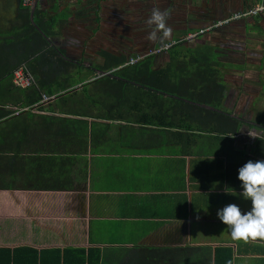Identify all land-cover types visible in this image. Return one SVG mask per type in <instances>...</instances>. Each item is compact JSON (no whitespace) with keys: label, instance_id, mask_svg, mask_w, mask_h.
Instances as JSON below:
<instances>
[{"label":"crops","instance_id":"crops-1","mask_svg":"<svg viewBox=\"0 0 264 264\" xmlns=\"http://www.w3.org/2000/svg\"><path fill=\"white\" fill-rule=\"evenodd\" d=\"M146 1L149 5L139 0H38L36 7L51 17L67 14L57 26L61 36L53 42L68 60L93 68L103 65L107 55L127 61L153 57L154 67L162 68L171 55L154 52L163 45L252 4L251 0ZM13 6L14 16L6 19L8 25L1 30L19 24L17 4ZM154 7L169 11L170 32L152 42L147 39L146 20ZM241 20L228 27L230 33L218 30L181 48L211 50L213 65L219 66L227 85L224 107L232 117L237 114L231 109L240 105L238 96L231 97L232 90L242 85L237 77L260 49L259 73L264 69V14ZM97 72L102 71L88 73L100 77ZM43 104L48 109L32 112L62 116L53 101ZM199 108L211 109L173 97L169 106H156V110L161 121H176L182 136H141L140 147L111 141L78 155L76 166L69 143L64 149L57 136H44L42 128L26 136H8L10 145L0 151V248L109 249V264H264V239L234 240L217 218V211L228 204L250 209L251 202L241 194L238 169L245 164L240 162L241 155L252 157L251 149L261 136L249 139L242 133L244 126L225 140L202 136L206 133L197 128ZM145 116L149 118L150 113ZM252 131L258 130L253 127ZM148 143L150 147H142ZM86 159L84 184L80 174ZM63 183L72 189L58 190Z\"/></svg>","mask_w":264,"mask_h":264},{"label":"trees","instance_id":"trees-1","mask_svg":"<svg viewBox=\"0 0 264 264\" xmlns=\"http://www.w3.org/2000/svg\"><path fill=\"white\" fill-rule=\"evenodd\" d=\"M16 4L19 24L10 30L0 29V136H4L0 151L6 150L8 136H26L42 128L44 136H57L64 149L68 143V147H73L74 151L69 147V153L76 154V166L78 155L111 141L140 147L141 136H182L178 132L181 126L173 120L161 121L156 110V106H169L173 97L212 109L196 111L200 125L197 128L206 133L202 136L225 140L239 133L245 123L239 117H232V112L224 107L227 85L220 70L213 65L215 58L209 48L194 51L181 49L184 43L175 45L168 51L171 60L162 68L154 67L153 57L127 65V58L109 55L103 65L87 68L82 62L68 60L66 52L53 42L61 36L57 26L66 20V13L51 17L37 7L32 11L23 5V0H17ZM22 66L36 81L28 90L34 87L37 90L27 96L24 94L27 90L13 83L14 72ZM92 69L110 74L91 76L88 72ZM43 94L54 97L52 101L62 116L44 117L32 112L48 109L45 104H38ZM26 107L31 108L23 111ZM195 110L198 109L192 113ZM147 112L149 118L145 116ZM150 146L148 143L142 147ZM251 154L252 157L241 155L240 162L264 160V134L256 139ZM62 165L66 166V162ZM80 175L85 184L87 159ZM56 188L72 189L66 183ZM107 250L0 248V264H109Z\"/></svg>","mask_w":264,"mask_h":264},{"label":"clouds","instance_id":"clouds-1","mask_svg":"<svg viewBox=\"0 0 264 264\" xmlns=\"http://www.w3.org/2000/svg\"><path fill=\"white\" fill-rule=\"evenodd\" d=\"M169 11L154 7L146 20L149 41L155 42L168 35ZM241 194L251 202L247 211L237 204H228L217 211V218L228 227L234 240L264 239V160H249L238 169Z\"/></svg>","mask_w":264,"mask_h":264},{"label":"rangeland","instance_id":"rangeland-1","mask_svg":"<svg viewBox=\"0 0 264 264\" xmlns=\"http://www.w3.org/2000/svg\"><path fill=\"white\" fill-rule=\"evenodd\" d=\"M6 1L7 0H0V22L5 23V24L2 23L0 27H5L6 25H8V21L6 22V19H9V18L14 16L15 7L13 6V8H11ZM139 3L149 5V1H146V0H139ZM139 3H137V4H139ZM133 8L138 10V7L136 5H133ZM6 10H9V11H6ZM240 21H242V20H233V21H231V22H229V23H227L221 27L215 28L213 31L206 33L205 35L200 36L199 38H197V40L202 39V38L206 37L207 35L212 34L214 32L217 33L220 31V33H222V34L230 33L232 31L230 29H228V27L231 26L232 24H234V23L236 24L237 22H240ZM199 30L200 29L195 30L194 32H197ZM184 37H182V38H184ZM182 38H179V39H182ZM263 43H264V39H263ZM261 45H263V44H261ZM261 48H263V52H264V46H261ZM261 50L262 49L258 50L256 53H253L251 55V59H250L251 63H249L246 66L247 68L245 67L246 69L243 72V74L240 77H237V80L239 82H242L240 90H238V89L232 90L233 93H231L232 94L231 97L238 96V98H239L238 104H240L238 106V108H234V109L232 108L231 110H233V112H235L237 114L236 115L237 117L241 118L242 121L245 122V123H243L244 127L242 130L243 131L242 133L244 136H247V137H249V139L251 138L252 140H254V136L256 138L258 136H263V134H264V130H263L264 129L263 128L264 117H261V116H264V89L262 90V85H261L262 83H264V69L263 70L261 69L260 73H259V69H258L259 65L262 64ZM214 61H216V60H214ZM244 62L240 61V64H242ZM86 63H87V65L90 64V62H86ZM214 64L216 66H218L217 62H215ZM96 74L100 75L103 73L97 72ZM257 81H260V83ZM238 91H240V92L236 93ZM229 104H232V102ZM248 122L249 123L252 122L253 125H255L257 127L258 131L254 133L252 131L253 125H250ZM258 122H260V123H258ZM249 125H250V127H249Z\"/></svg>","mask_w":264,"mask_h":264},{"label":"built area","instance_id":"built-area-1","mask_svg":"<svg viewBox=\"0 0 264 264\" xmlns=\"http://www.w3.org/2000/svg\"><path fill=\"white\" fill-rule=\"evenodd\" d=\"M251 1H252L251 6L249 8H247L245 11L240 12V13H236L226 20L216 22V23L208 26L207 28L200 29L197 32H194V31L190 32L182 39L174 40L171 43L163 45L161 48L156 50L154 52V54H161L163 52H167L173 46L178 45V44L195 42L197 40V38H199L200 36L205 35L206 33L213 31L215 28L221 27V26H223V25H225V24H227L233 20H241V19L256 17V16H259L261 14H264V0H251ZM37 2H38V0H23V5L30 8L33 11L36 8ZM141 59H142L141 57L131 58L127 62V65H134V64L138 63L139 61H141ZM109 74L110 73L107 72V73L100 74L99 76L102 77V76H106ZM13 83L16 87H18L22 90H28V89L32 88L33 86H35L36 81H35V78L33 77V75L26 69V67L22 66L14 72ZM53 99H54V97L47 96V95L43 94L42 98L38 102V104L49 103ZM38 104H36V106ZM30 108L31 107H26L23 109V111L29 110ZM18 113L19 112H17L16 114H18Z\"/></svg>","mask_w":264,"mask_h":264},{"label":"flooded vegetation","instance_id":"flooded-vegetation-1","mask_svg":"<svg viewBox=\"0 0 264 264\" xmlns=\"http://www.w3.org/2000/svg\"><path fill=\"white\" fill-rule=\"evenodd\" d=\"M10 6H13L14 4L17 3V0H7L6 1Z\"/></svg>","mask_w":264,"mask_h":264}]
</instances>
